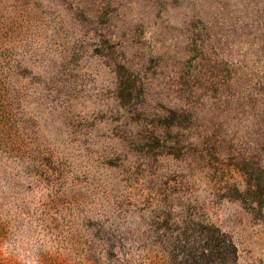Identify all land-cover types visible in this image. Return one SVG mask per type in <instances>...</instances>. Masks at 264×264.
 I'll list each match as a JSON object with an SVG mask.
<instances>
[{
    "label": "rangeland",
    "instance_id": "obj_1",
    "mask_svg": "<svg viewBox=\"0 0 264 264\" xmlns=\"http://www.w3.org/2000/svg\"><path fill=\"white\" fill-rule=\"evenodd\" d=\"M0 262L264 264V0H0Z\"/></svg>",
    "mask_w": 264,
    "mask_h": 264
},
{
    "label": "trees",
    "instance_id": "obj_2",
    "mask_svg": "<svg viewBox=\"0 0 264 264\" xmlns=\"http://www.w3.org/2000/svg\"><path fill=\"white\" fill-rule=\"evenodd\" d=\"M0 264H9V263H3V262H0Z\"/></svg>",
    "mask_w": 264,
    "mask_h": 264
}]
</instances>
